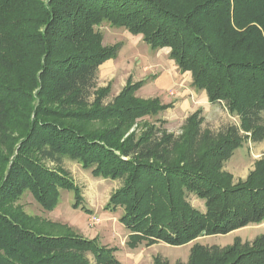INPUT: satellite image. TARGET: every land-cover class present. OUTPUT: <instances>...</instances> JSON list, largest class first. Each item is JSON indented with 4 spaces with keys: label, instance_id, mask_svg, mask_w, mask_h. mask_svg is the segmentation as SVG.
Segmentation results:
<instances>
[{
    "label": "trees",
    "instance_id": "1",
    "mask_svg": "<svg viewBox=\"0 0 264 264\" xmlns=\"http://www.w3.org/2000/svg\"><path fill=\"white\" fill-rule=\"evenodd\" d=\"M104 23L170 49L193 87L240 124L215 133L199 110L180 136L150 122L130 133L172 106L139 98L145 81L106 101L111 87L97 88L98 73L122 45L104 46L96 30ZM263 141L264 0H0V264H92L89 255L121 264L116 250L49 233L44 227L55 225L15 205L30 192L51 212L60 190L81 203L67 159L95 178L122 181L107 209H124L130 249L184 246L261 224L264 156L237 183L225 165L245 142ZM189 193L206 214L186 201ZM188 264H264V235L224 248L198 244Z\"/></svg>",
    "mask_w": 264,
    "mask_h": 264
},
{
    "label": "rangeland",
    "instance_id": "2",
    "mask_svg": "<svg viewBox=\"0 0 264 264\" xmlns=\"http://www.w3.org/2000/svg\"><path fill=\"white\" fill-rule=\"evenodd\" d=\"M96 30L103 35L104 46L110 47L117 44L123 46L118 57L113 59L114 62L104 65L98 73V89L107 87L109 84L112 86L107 102L117 97L118 91L125 83L146 80L147 84L137 92V96L144 99L147 96V87L153 91L155 87L152 83L156 79L166 77L176 70L167 51L151 49L142 37H133L126 29L115 28L108 23H104ZM186 76L182 74L183 79H186ZM186 80L183 83H186ZM167 94L173 96L170 92ZM168 101L165 99V102L161 103ZM201 116L205 120L203 128L211 129L215 133L230 124H240L239 118L230 116L222 105H213L207 111H202ZM186 120L172 118L171 112L162 116L159 114L153 118H145L139 122L140 127L135 126L130 133L136 129L140 131L145 122H150L180 136L183 134ZM244 144L246 146L240 148L236 157L225 165V171L233 175L236 183L245 181L254 171L256 162L259 161L252 158L254 146H247L248 142ZM63 166L70 174L71 180L81 189V203L76 200L75 192L60 190L59 204L51 212L45 211L30 192H26L15 205L21 207L28 216L55 225L52 229L48 226L44 227L49 233H69L88 240L96 239L100 246L116 250L113 256L121 264H156L157 258L168 264H188L191 251L198 244L205 247L224 248L232 246L237 238L242 242H253L257 237L264 235L263 226L259 227L264 224L263 222L251 224L227 235L201 236L184 246L176 247L160 242L153 245L142 244L136 249H130L127 246L130 232L120 222L124 209L121 207L116 210L107 209L111 196L122 187V181L95 178L91 170L84 169L77 162L68 159L64 161ZM186 201L201 214H206L205 202L194 194H187ZM85 209L91 212L84 211ZM89 259L92 264H95L92 255H89Z\"/></svg>",
    "mask_w": 264,
    "mask_h": 264
},
{
    "label": "crops",
    "instance_id": "3",
    "mask_svg": "<svg viewBox=\"0 0 264 264\" xmlns=\"http://www.w3.org/2000/svg\"><path fill=\"white\" fill-rule=\"evenodd\" d=\"M133 37H142V36H133ZM146 45H148V44H146ZM122 48H123V46H122ZM161 50L167 51V53L169 54V57H170V49L165 48V49H161ZM170 60L173 61L174 65L176 66V70L171 72L170 74H168L166 77L156 79L152 83V85H154L155 89L153 91H150L151 89L149 87H147L146 88V95L147 96H146V98H144V97L143 98L146 100L158 98L161 100V102L162 101L165 102V99L166 100L168 99L169 100L168 102H166V103L163 102L162 104L165 106L171 105L172 107L167 109L166 111L161 112L160 115L162 116L168 112H171L172 118H174L176 120H180V119H184V118L187 119L199 110H202L205 112L210 107H213V105H211L209 103L207 93L205 91L197 90L196 88L193 87V85H192L193 80H192L191 73H189V72L184 73V75H187L186 76L187 80L183 79V77H182L183 73L180 72L179 67L177 66L175 61L172 60L171 58H170ZM112 61L114 62V60L112 59V60H109L108 62H106L104 65H106L107 63L112 62ZM107 69H111V67L110 68L107 67ZM184 80H186V83H183ZM143 81L146 82L145 83V85H146L147 81L146 80H143ZM127 83H125L124 86H122L120 88L117 96L122 92V90L125 88ZM108 86H110L112 89V86L110 84ZM167 92H170L171 94H173V96H169L167 94ZM163 118L166 119L164 116H163ZM244 145L246 146V144H244ZM244 145H243V147H244ZM249 145L252 147L254 146L252 158L255 160H260L264 156V141L262 143H259V144H253L251 142H248L247 146H249ZM238 152H239V150H237L235 152L234 156L232 157L233 159H234V157H236L235 155ZM249 159L250 158H248V160ZM262 226H263L262 229H264V224H262L259 227H262Z\"/></svg>",
    "mask_w": 264,
    "mask_h": 264
}]
</instances>
